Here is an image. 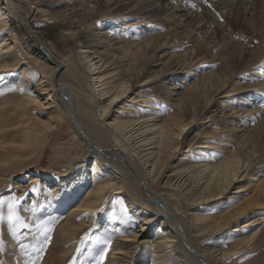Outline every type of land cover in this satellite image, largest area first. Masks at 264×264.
Masks as SVG:
<instances>
[{
    "label": "rangeland",
    "instance_id": "1",
    "mask_svg": "<svg viewBox=\"0 0 264 264\" xmlns=\"http://www.w3.org/2000/svg\"><path fill=\"white\" fill-rule=\"evenodd\" d=\"M24 1L32 6L27 17L17 0H0V26L6 28L2 31L3 35L24 61L12 72L18 73L23 66H28L37 79L27 85L35 100L26 102L20 99V91L24 88L14 91L11 85L2 84L3 74L0 72V201H4L0 208L3 214L0 219V264H140L142 260V264H156L158 259L152 262V254L156 251L153 253L151 248L145 250L144 247L147 243L152 245V239L156 240L154 232L162 220L161 214L146 205L157 203L150 199L149 193L141 196L137 181L134 182L131 175L118 172L124 177L123 190L127 195L123 191L113 195L117 185L113 186L97 206L91 221L77 228L68 240L60 238L63 215L54 211L52 201L39 202L42 196L40 190L53 186V176L60 180L84 167L87 169L84 176L88 174L87 166L92 161V156L87 153L88 138L83 139L76 134L77 121L72 113L100 144L120 145L116 141L119 136L114 138L110 131L103 126L97 128L92 121L93 126L88 125L89 116L91 119L98 107L95 106L88 77L85 74L82 78L72 75L75 48L79 43L89 41L97 43L98 49L103 50L102 43L108 42L106 54L116 64L121 63L122 45L134 48V42L148 37L146 49H142L143 52L136 49L139 57L133 60L132 66L141 79L136 80L127 98L132 100L138 96L137 99H149V102L161 101L159 109H165L166 114L174 112L184 122L190 123L175 155L164 166L161 175L154 181L147 180L151 191L163 194L167 204L166 208L161 201L163 209L175 213L195 253L197 249H207L216 243L217 250L220 248L227 253L222 262H214L215 257L208 254L211 264H264V220L249 226L245 234H235L236 237H245L238 245L239 250H233L232 242L236 237L227 236L225 241L218 242L219 238L245 220L258 213L263 216L264 206L248 210L224 229L201 236L192 232L188 216L189 212L199 211L196 206L200 204L204 208L199 212L205 215L242 206L247 197L253 195L251 175L235 182L226 194L194 207L180 197L176 198L177 202L173 196L163 192L167 189L163 188L165 181L170 180L173 184L176 179L177 174L170 168L175 165L181 168L185 161L189 164L197 162L203 141H208L209 144L204 145L211 150L220 147L221 151H228L238 144L243 149L251 148L264 158V0H246L250 3L246 13L235 11L233 4H221L217 0H163L155 7L151 5L148 10L144 7L147 0H110L111 3L109 0ZM126 1H135L136 8L125 10ZM167 3L172 8H184L175 13L178 17L173 24L165 18ZM241 10H245L244 7ZM25 22L53 54L69 56L66 66L54 72L50 65L40 68L34 63L36 56L27 51L20 39ZM58 82H66L73 88L72 104L64 102ZM211 84L213 86L209 89ZM237 91L239 94L235 93ZM249 93L253 94V99L249 100L252 103L244 105ZM143 103H123V114H138ZM247 109L259 111L252 114L246 112ZM27 125L32 129L28 144L24 145L22 130ZM31 133L38 135L33 138ZM106 149L110 148L103 149L102 156ZM123 152L134 162L135 157L130 158L126 151ZM217 157L223 158L214 152L209 161H215ZM65 165L68 174L62 175ZM192 172L193 168H189V174ZM32 176L39 178L35 184L31 183ZM88 179L87 176L86 182ZM33 187L37 190L32 191ZM236 189L238 192L232 193ZM9 204L15 213L11 219ZM135 207L142 209L152 220L144 222L141 217L133 218L131 209ZM71 208L68 205L64 209ZM110 220L113 225L120 226L115 235L119 240L116 245L113 236L106 238ZM98 236H105L104 240L95 242ZM120 249L134 250L130 258L122 260V254L117 253ZM167 259L170 261V258ZM181 263L194 264L188 258Z\"/></svg>",
    "mask_w": 264,
    "mask_h": 264
},
{
    "label": "bare ground",
    "instance_id": "2",
    "mask_svg": "<svg viewBox=\"0 0 264 264\" xmlns=\"http://www.w3.org/2000/svg\"><path fill=\"white\" fill-rule=\"evenodd\" d=\"M17 1L22 4L25 10V17H27V15L32 11V6L27 4V1ZM161 1L163 0L144 1V3L146 2V5H144L145 10H148L151 5H154L153 7H155ZM217 1L221 4H233L235 8L234 10L244 11L242 13H246V11H248V4L250 5L249 1L246 0ZM126 2L127 4L125 5V10H132L136 8V5L133 4L135 1ZM144 7L140 8L144 10ZM165 7H168L166 8L167 14L165 15V18L172 24L176 22L175 17H178L175 13H177V11L184 10V8L180 7L172 8L169 4L165 5ZM243 7L245 10H241ZM251 13H249L250 16ZM1 19L2 18H0V20ZM5 29L6 28H1L0 26V72L3 74L1 77V83L11 85V89H14V91H18L23 87L24 91H20L22 92L20 99L30 102L35 100V98L32 96L31 91L28 90L29 87H27V85L31 82V80L32 82L37 81V79H35L36 74L28 66H23L22 70L18 73L12 72V70L24 61L18 57V53L14 46L11 45L10 42H8V38L3 35L5 33L2 31H5ZM86 32H89L88 29H86ZM149 38L150 37L142 39V41L134 42V48H131L128 45H122L123 54L119 56V62L121 63L116 64L111 61L106 54L108 49L107 45H109L108 42L106 43L104 41L102 43L103 45L101 46V49L103 50L98 49V45H96L97 43L91 44L88 43L89 41L86 43H79L75 48L72 61V66L75 70L72 75L82 78L85 74L84 76L88 77L89 86L91 87L93 94V100L95 102V106L98 107L97 113H94L93 115L91 113V119L89 116L88 125L93 126L92 123H90L92 121L97 125V128L98 126H103L111 132L114 138L119 136V138H116V141L120 145L103 146L97 141L95 135L89 129L86 127V129H84V124L80 122L81 120H79L76 114L72 113L73 119L77 121L75 122L76 134H79L83 139L84 137L85 139L88 138L87 153L92 156V161L87 166L88 174L84 176V173L87 172V169L84 167L76 173H71L66 178H60V180H57V178L53 176L51 181L53 186H46L45 189L40 190L42 191V193L40 192L42 196L40 195L41 198L39 202L41 204L42 200L44 202L52 201V208L54 211H59V214L63 215L60 238L68 240L72 237L71 236L69 238V235H72L77 228L80 229L84 223L91 221L95 215V210L98 209L97 206L108 195L113 186L117 185L115 188L116 190L113 191V195L122 191L124 192V177L119 175L118 172L121 174H129L135 180L134 182L137 181V188L141 196H143V193H149L150 199L153 200L154 203H157L151 205L146 203V205L152 206V208L161 214L162 220L154 232L156 240L152 239L153 244L149 245L147 243L144 247L145 250L151 248L153 253L156 251V254H152L154 256L152 258V262L155 259H158L155 261L156 264H165L168 262V264H182V260L184 258H188L194 264H211L209 262L210 260L207 259L208 254L215 257L214 262H222L227 253H224L220 248H218L219 250L215 248L218 243H216L213 247H208L207 249H197L196 253H193L189 249L187 245L191 248L192 246L190 245V242L187 241V238H184L185 231L182 224L178 221L177 216L175 213L168 210L170 207L167 209L168 211L163 209L161 205L162 202L167 208L166 199L163 197V194L154 192L153 190L152 192L149 184L147 183L148 179L154 181L161 175L160 172L163 170L169 159L173 158L175 155L179 147L180 140L184 137V133L187 132L186 129L189 127L188 124H190L189 122H184L185 120L180 118L174 112L166 114L167 111L165 112V109H159L161 101L149 102V99H137L136 97L138 96H135L132 100L127 98L128 92L131 87L135 85L136 80L139 81V79H141L138 78L140 74L138 72L135 73L132 66L133 60L139 57L137 56L138 53H136V49L139 48L141 51L142 49H146ZM20 39L27 51L36 56L34 63L40 66V68H46L50 65L49 67H51L55 72L66 66L69 62V56L65 57L53 54V52H51V50L43 43L34 30L29 27L27 22L24 23L23 34ZM95 46H97V48H95ZM39 83H41V80ZM57 86L61 92L64 102L72 104V102H74L73 88L71 89L66 82H58ZM209 86L210 89L213 85L211 84ZM176 87L178 88L179 86ZM235 93H238V91ZM247 96L248 97L243 103L244 105L252 103L249 100L253 99V94L249 93ZM128 101H132L133 103L144 101L145 103H143V108L139 111L140 113H130L129 115H125L123 114L125 113V110H122V104L127 103ZM179 105L180 104L178 102V106ZM245 111L257 114L259 109H247ZM28 127L29 126L27 125L22 130L24 132V145L28 144V135L32 129L31 127ZM100 133L102 134V132ZM32 134L33 138L38 135L37 133H31V135ZM204 144L209 143L208 141L202 142L200 146V153L197 151V153H199V159L197 162L189 164L185 161L183 162V167L180 166L181 168H178L177 165L170 168L171 171L173 170L177 175L174 183L172 182L173 184H171L170 180L165 181L163 188L167 189L163 190L164 193L169 196H173L174 199H179L180 197L185 200L186 203L188 202L194 207L199 203L206 204L209 200L226 194L235 182L240 181L245 176H248V174L251 175L250 178L254 181V189L252 193L253 195L251 197H247L242 206L240 204L233 210H226L220 213V210H217V214L205 215V213L199 212L204 208L201 207L200 204L199 206H196L200 208L199 211H188L189 222L195 236H201L203 233L213 234L218 230L226 228L232 220H236L248 210L264 206V158H262L261 155L256 154L255 151L253 152L251 148L243 149L238 144L230 147L228 151H221L222 149L220 147H214V149L211 150L208 147H205L207 145ZM105 148L110 149H106V151H104V156H102V151ZM123 151H126L130 158L135 157L134 162L131 161L132 159H128ZM214 152H217L218 155H222L223 158L218 159L217 157L215 161H209V158ZM100 160L109 163V167L112 169L103 165ZM66 167L67 166L65 165L64 174L62 175L68 174V169ZM189 168H193V172L190 174ZM87 176L89 178L88 182H86ZM38 180L39 178L37 176H32L31 183L35 184ZM89 185L90 187L87 189V186ZM237 192L238 190L236 189L233 190L232 193ZM123 194L127 195L126 192ZM115 198L116 196L114 197V200ZM35 200L36 198L33 199L32 202H35ZM175 201H177V199ZM68 205L72 208L70 210L64 209ZM113 205H115V203ZM131 210V215L135 219H139L141 217L144 222L152 220L151 217L148 219V215H146L142 209L135 207ZM262 220H264V215L260 216L258 213L255 217L245 220L239 227H234L228 231L227 235L219 238L218 242L220 243L225 241L227 236L231 238L236 237V233H244L249 226H252L255 222ZM110 223L111 225L108 226V234L106 235V238L108 239L109 236H113L114 238H112V240L116 245L115 242H119V240L116 239L115 235L120 229V226L116 224L113 225L114 223L111 220ZM121 223L122 226H124V223ZM168 225H170L172 229L169 228ZM104 237L98 236L94 241H102L104 240ZM244 238L237 236L236 239H234V242H232L234 246L233 250L238 248L239 243ZM72 241L73 240H71V243ZM177 242L181 247L180 250L177 247ZM114 249L116 250L117 247L115 246ZM133 250L123 251L120 249L117 253L122 254L123 260L124 257L130 258L133 254ZM161 252L162 254H159ZM167 258H170V261H168ZM143 261L144 260H142V262ZM142 262L139 263L142 264Z\"/></svg>",
    "mask_w": 264,
    "mask_h": 264
},
{
    "label": "snow or ice",
    "instance_id": "3",
    "mask_svg": "<svg viewBox=\"0 0 264 264\" xmlns=\"http://www.w3.org/2000/svg\"><path fill=\"white\" fill-rule=\"evenodd\" d=\"M37 189L35 187H33L32 191H36ZM11 199H14V198H11ZM3 204H4V201H0V208L3 207ZM8 215H9V218H13L15 216V213L13 212L12 210V205L9 204V212H8ZM3 218V214L2 212H0V219Z\"/></svg>",
    "mask_w": 264,
    "mask_h": 264
},
{
    "label": "water",
    "instance_id": "4",
    "mask_svg": "<svg viewBox=\"0 0 264 264\" xmlns=\"http://www.w3.org/2000/svg\"><path fill=\"white\" fill-rule=\"evenodd\" d=\"M185 238V237H184ZM188 244V243H187ZM188 247H189V249L194 253V251H193V249L189 246V245H187Z\"/></svg>",
    "mask_w": 264,
    "mask_h": 264
}]
</instances>
